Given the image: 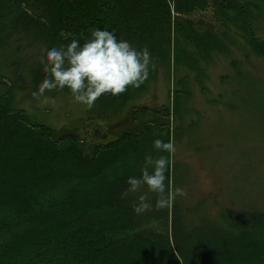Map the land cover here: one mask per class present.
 <instances>
[{
    "label": "trees",
    "instance_id": "trees-1",
    "mask_svg": "<svg viewBox=\"0 0 264 264\" xmlns=\"http://www.w3.org/2000/svg\"><path fill=\"white\" fill-rule=\"evenodd\" d=\"M208 10L210 20L193 16ZM263 11L264 0H0V264H261V209L225 206L216 217L193 220L202 207L176 198L161 211L135 215L132 203L141 193L120 194L129 177L140 175L146 154L168 156L153 149V141L168 142L171 119L186 112L181 105L190 93L189 70L202 81L215 53L229 55L230 23L247 26L253 49L264 55V39L255 37L253 25ZM95 29L112 31L137 50L146 47L155 63L139 88L97 100L105 112L97 116L129 108L138 120L99 141L86 129L103 128L95 120L57 134L19 106L46 75L45 50L72 39L83 43ZM170 61L179 74L172 106H134L159 65ZM59 93L70 91L45 95ZM181 231L190 239L179 245L174 240Z\"/></svg>",
    "mask_w": 264,
    "mask_h": 264
},
{
    "label": "rangeland",
    "instance_id": "rangeland-1",
    "mask_svg": "<svg viewBox=\"0 0 264 264\" xmlns=\"http://www.w3.org/2000/svg\"><path fill=\"white\" fill-rule=\"evenodd\" d=\"M193 16L210 20L211 11H198ZM230 24L234 43L229 55L215 53L202 81L195 78L193 71L185 72L190 93L181 106L186 112L182 118L171 119V139L176 151L170 157L174 172L169 188L186 190V196L176 197L183 206L202 207L203 210L191 214L193 220L206 213L216 217L225 206H253L264 211V55L253 49L247 26L241 21ZM253 25L255 37L264 39V11ZM234 59L237 63L232 65ZM165 64L170 66L159 65L156 76L147 82L141 96L132 101L134 106H172L179 74H174L171 61ZM26 91L19 106L34 121L56 128L57 134L80 128L82 121L89 118L95 120L96 126H103L94 138L99 141L119 136L138 121L129 108L103 116L105 112H100L99 104L85 110L70 93L47 96L51 99L45 101L43 97L33 100L34 91ZM99 112V116L95 115ZM186 213L189 215L188 210ZM189 239L187 232L181 231L176 232L174 242L181 245Z\"/></svg>",
    "mask_w": 264,
    "mask_h": 264
},
{
    "label": "clouds",
    "instance_id": "clouds-1",
    "mask_svg": "<svg viewBox=\"0 0 264 264\" xmlns=\"http://www.w3.org/2000/svg\"><path fill=\"white\" fill-rule=\"evenodd\" d=\"M45 52L41 64L46 75L31 94L33 100L43 97L48 101L51 98L45 95L46 92L67 88L74 102L83 105L85 110L92 109L103 95L118 97L129 86L139 88L148 79L150 68H155L146 47L137 50L129 41L118 40L115 33L108 30L95 29L83 43L72 39L66 46L52 47ZM153 149L166 152L168 156L154 158L146 154L140 175L129 177L127 187L120 194L122 199H127L141 193L132 203L135 215L161 211L170 207L177 196L187 195L182 187L169 189L165 185L170 157L176 151L174 141L155 139ZM142 189L146 191L142 192ZM149 194H154V203Z\"/></svg>",
    "mask_w": 264,
    "mask_h": 264
},
{
    "label": "flooded vegetation",
    "instance_id": "flooded-vegetation-1",
    "mask_svg": "<svg viewBox=\"0 0 264 264\" xmlns=\"http://www.w3.org/2000/svg\"><path fill=\"white\" fill-rule=\"evenodd\" d=\"M86 129H87L88 131H91V130H92V131H93L94 133H96V134L98 133V129L96 130L95 128H92V126H91V128H90V127H89V128L86 127ZM90 133H91V132H90Z\"/></svg>",
    "mask_w": 264,
    "mask_h": 264
}]
</instances>
